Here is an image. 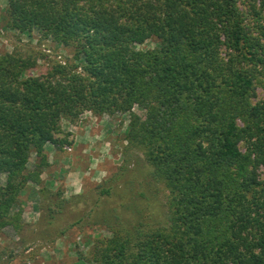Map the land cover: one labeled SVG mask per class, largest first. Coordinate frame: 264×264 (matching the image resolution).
Returning a JSON list of instances; mask_svg holds the SVG:
<instances>
[{
    "label": "trees",
    "instance_id": "1",
    "mask_svg": "<svg viewBox=\"0 0 264 264\" xmlns=\"http://www.w3.org/2000/svg\"><path fill=\"white\" fill-rule=\"evenodd\" d=\"M8 1L11 29H37L73 61L0 52V236L12 227L47 246L99 226L110 235L93 240L88 264H264V46L241 0ZM247 1L263 19L264 0ZM151 38L156 48H136ZM42 60L47 71L30 74ZM87 111L128 114L126 149L144 152L151 175L122 165L70 197L40 188L41 215L24 222L21 197L42 184L47 144H72L61 123ZM157 183L168 208L144 213Z\"/></svg>",
    "mask_w": 264,
    "mask_h": 264
},
{
    "label": "rangeland",
    "instance_id": "2",
    "mask_svg": "<svg viewBox=\"0 0 264 264\" xmlns=\"http://www.w3.org/2000/svg\"><path fill=\"white\" fill-rule=\"evenodd\" d=\"M240 5L245 12H248V22L251 25V35L254 42H259L264 46V32L261 30L260 26L264 28V16L263 19L260 18L251 7V4L247 0H241ZM9 1L0 0V52L8 53L15 50V48L21 49L22 51H32L34 49H42L47 55L49 60L63 61L72 60L71 48L62 46L53 42L52 40H44L37 29H34L30 35L21 34L19 31L10 28L11 19L8 16ZM264 14V11H262ZM158 46L157 40L151 38L146 40L144 43L137 44L136 48L138 50H148L154 49ZM262 54L264 55V49ZM54 58V59H52ZM264 58V57H263ZM73 61V60H72ZM260 62L256 68L264 72V68L261 67ZM47 61H40L37 68L30 72V74H43L47 71ZM81 70V69H80ZM264 79V74L261 76ZM257 95L255 101L264 100V88L262 86L256 87ZM135 112L143 115L144 112L136 107ZM88 124V125H87ZM86 125H91L92 128L86 129ZM63 134H60V140L67 138L68 141L74 139V132L78 129V126H85L84 132L81 135H95L99 134V137L94 138L93 141H89L84 144V148H89L85 152V157L91 156L93 158V153L101 154L100 160L92 164L93 169H88L86 178L84 179V190H87L90 186L101 183L106 178L112 175L118 174L121 171L122 165H127L128 167H136V171L141 176L151 175L152 167L146 161L144 152L139 148L126 149L128 147V141L125 139L128 126H129V115H116L115 117H110L104 115L102 117H96L93 113L87 111L80 119L72 124L70 121L63 120L61 123ZM65 134H70L69 136H64ZM78 134V133H76ZM87 138L85 139V141ZM97 141V142H96ZM94 142H96L94 146ZM61 145V144H60ZM72 144H63L62 147L55 146L58 151H72ZM249 144L246 139L240 142L241 149L245 152ZM99 147V148H98ZM49 157V156H48ZM258 158V157H255ZM34 156L32 157V161ZM101 164V165H100ZM98 166L103 167L104 175L102 178L94 179L91 177L94 172H96ZM42 175L43 181L40 186L34 188L32 185H28L29 188L23 192L21 197L22 207H23V218L24 222L35 223L41 215V195L39 196V189L44 188L45 192L57 191L62 189L66 197H70L73 194L72 191L66 192V187L59 181L56 182L47 178V172ZM256 170L259 177L264 180V163L261 161L256 164ZM95 178V177H94ZM151 186V188H150ZM149 200L140 202V208H143V212L147 213L149 209L152 208L153 211H164L167 210V200L169 192L165 186L161 183L150 185ZM118 193H122L117 190ZM116 199V198H115ZM119 199V198H118ZM130 206V205H129ZM136 209V208H135ZM27 232L30 234L33 228H29ZM3 235L0 236V253L3 254L0 264H88L85 262L83 257L88 254L92 247L93 240L101 236H109L110 233L104 230L103 227H87L81 229L80 227H75L71 229L68 234L62 238H59L54 244L47 246L41 243L24 244L21 240V235L12 227H6L2 231ZM26 233V232H25ZM27 236V233L25 234ZM29 239V238H28ZM27 247V248H26ZM25 249V250H24Z\"/></svg>",
    "mask_w": 264,
    "mask_h": 264
},
{
    "label": "crops",
    "instance_id": "3",
    "mask_svg": "<svg viewBox=\"0 0 264 264\" xmlns=\"http://www.w3.org/2000/svg\"><path fill=\"white\" fill-rule=\"evenodd\" d=\"M88 125V124H87ZM86 129L92 128L91 125L87 126ZM78 129L74 127L76 131L74 132V139L71 145L72 151H58L56 150L53 144H47L46 151L49 156V162L51 163V168L46 173L47 178L56 182L64 183L66 187V192L72 191V193H81L84 191V179L86 178L88 169H93L92 164L96 161L100 160L101 154H95L98 149L96 148V152L93 154V158L88 156L85 157V152L89 148H84V144L89 141H93L94 138L99 137V134L95 135H81L84 132L85 126H78ZM78 133V134H76ZM87 140L85 141V139ZM97 142V141H96ZM94 142V146L96 144ZM99 148V147H98ZM101 165V164H100ZM103 167L98 166L96 172H94L91 179L102 178L104 175ZM95 177V178H94Z\"/></svg>",
    "mask_w": 264,
    "mask_h": 264
}]
</instances>
